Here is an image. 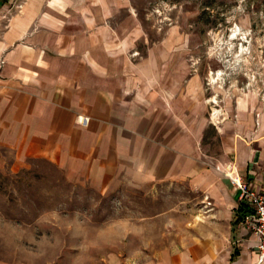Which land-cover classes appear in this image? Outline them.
<instances>
[{"label":"crops","instance_id":"0c3cea01","mask_svg":"<svg viewBox=\"0 0 264 264\" xmlns=\"http://www.w3.org/2000/svg\"><path fill=\"white\" fill-rule=\"evenodd\" d=\"M151 2L0 0V144L103 193L182 184L198 194L190 227L104 264H264L245 223L253 207L226 174L264 191V107L248 95L214 123L190 39L151 40L142 17ZM211 124L218 156L205 144Z\"/></svg>","mask_w":264,"mask_h":264},{"label":"rangeland","instance_id":"374dc122","mask_svg":"<svg viewBox=\"0 0 264 264\" xmlns=\"http://www.w3.org/2000/svg\"><path fill=\"white\" fill-rule=\"evenodd\" d=\"M142 17L151 40L168 32L190 39L214 123L228 119L236 100L248 95L264 107V0H152ZM205 144L210 154L223 152L215 124ZM197 199L182 184L103 193L47 159L22 163L0 144V258L104 264L113 251L134 256V247L158 240V233L190 227Z\"/></svg>","mask_w":264,"mask_h":264},{"label":"built area","instance_id":"2783aa9c","mask_svg":"<svg viewBox=\"0 0 264 264\" xmlns=\"http://www.w3.org/2000/svg\"><path fill=\"white\" fill-rule=\"evenodd\" d=\"M233 184L238 187L243 198L247 199L254 212L245 221L248 227L258 237L260 262H264V191L257 190L245 176L234 171L226 173Z\"/></svg>","mask_w":264,"mask_h":264},{"label":"bare ground","instance_id":"6f19581e","mask_svg":"<svg viewBox=\"0 0 264 264\" xmlns=\"http://www.w3.org/2000/svg\"><path fill=\"white\" fill-rule=\"evenodd\" d=\"M216 80H217V79H216ZM216 99H217V98H216ZM218 112H219V111L216 110V113H215V114H217Z\"/></svg>","mask_w":264,"mask_h":264},{"label":"trees","instance_id":"16d2710c","mask_svg":"<svg viewBox=\"0 0 264 264\" xmlns=\"http://www.w3.org/2000/svg\"><path fill=\"white\" fill-rule=\"evenodd\" d=\"M245 205L249 206V204H246V203H245ZM253 211H254V208H253Z\"/></svg>","mask_w":264,"mask_h":264}]
</instances>
